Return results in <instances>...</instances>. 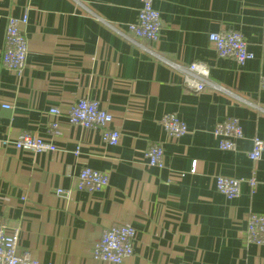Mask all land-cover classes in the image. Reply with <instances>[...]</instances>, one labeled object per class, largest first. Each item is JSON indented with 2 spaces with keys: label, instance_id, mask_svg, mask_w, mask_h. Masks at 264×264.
<instances>
[{
  "label": "crops",
  "instance_id": "1",
  "mask_svg": "<svg viewBox=\"0 0 264 264\" xmlns=\"http://www.w3.org/2000/svg\"><path fill=\"white\" fill-rule=\"evenodd\" d=\"M139 4L0 0V219L18 231L19 254L37 264H104L92 259L93 245L104 230L123 224L135 229V239L121 264H264V246L245 237L248 216L264 215V150L256 162L247 157L253 137L264 142V0H152L161 20L154 44L126 32ZM23 16L27 57L17 74L1 58L8 19ZM226 30L241 33L252 60L239 66L217 56L208 34ZM165 61L206 64L227 93L185 89ZM83 99L112 115L118 145H105L99 128L67 123L71 105ZM167 114L189 133L169 137L160 126ZM230 118L243 138L235 150L221 151L214 127ZM55 120L59 126L50 132ZM22 133L56 151L3 145ZM154 143L163 146V169L144 158ZM84 167L107 174L108 186L79 191ZM217 176L242 181L237 199L216 191Z\"/></svg>",
  "mask_w": 264,
  "mask_h": 264
},
{
  "label": "built area",
  "instance_id": "2",
  "mask_svg": "<svg viewBox=\"0 0 264 264\" xmlns=\"http://www.w3.org/2000/svg\"><path fill=\"white\" fill-rule=\"evenodd\" d=\"M139 3L136 20L125 26L126 32L137 39L154 44L157 42L161 31L159 12L154 9L152 0H139ZM26 24V16L21 19L10 17L5 31L2 65L5 69L17 74H21L26 66L27 43L22 32ZM262 25L264 27V16ZM115 31L122 37L130 39L126 34L116 29ZM207 39L220 58L231 59L239 66L253 59V54L248 50L246 40L238 31L226 30L210 33ZM165 63L178 71L182 86L189 91L201 92L204 89H209L227 93L225 89L210 79L209 68L202 62H193L187 65H177L169 61H165ZM259 85L261 89H264V77H261ZM2 108L10 109V106L2 105ZM49 114L58 119L60 111L57 108H52L49 110ZM66 119L71 126L82 129L99 128L101 140L105 145L116 146L119 143L120 133L111 128L112 115L101 109L97 101L87 99L77 101L71 105ZM58 126V122L55 120L50 125V132L57 130ZM160 126L173 139H180L189 133L185 123L174 114L164 115L160 120ZM214 136L219 140V150L233 151L236 148V142L243 138V131L238 120L230 118L215 125ZM251 142L252 149L247 157L250 161L256 162L262 155L264 142L257 137H253ZM5 144H11L16 150L32 154L56 151V147L52 143L28 133H22L13 143L3 142V145ZM163 155V146L154 143L145 151L144 158L148 166L163 169ZM194 169L195 163H192L191 172ZM241 182L239 179L225 176L214 178L216 191L228 200L239 197ZM108 183L107 174L90 167L82 168L77 177V189L88 193L100 192L108 186ZM247 184L253 188L256 181L251 178ZM56 193L62 195L64 191L57 190ZM245 237L253 245L264 246V215L251 213L248 216ZM134 239L135 229L129 224L111 226L104 230L100 239L94 243L91 253L92 259L104 264H121L132 256ZM18 244V231L9 229L7 224L0 219V264H37L28 255L19 254Z\"/></svg>",
  "mask_w": 264,
  "mask_h": 264
}]
</instances>
